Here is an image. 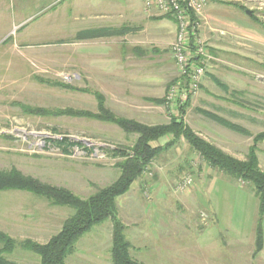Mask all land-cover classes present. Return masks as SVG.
Masks as SVG:
<instances>
[{
    "label": "rangeland",
    "instance_id": "rangeland-1",
    "mask_svg": "<svg viewBox=\"0 0 264 264\" xmlns=\"http://www.w3.org/2000/svg\"><path fill=\"white\" fill-rule=\"evenodd\" d=\"M208 4L239 19L244 30L251 25L249 29L253 28L260 39L253 42L245 35L232 36V42L228 38L223 45L226 50H221L204 32L223 29L222 24L212 17L208 24L201 15L196 32L207 48L206 71L216 67L217 77L210 81L207 95L203 87L205 73L199 89L178 104L179 94L189 85L173 56V42L164 46L151 42L156 20L174 21L176 37L178 27L173 15L146 11L140 0H0V169L16 167L82 198L112 184L120 175V163L134 154L138 133L96 117L54 114L67 110L98 114L97 93L103 95L105 107L115 115L147 126L166 125L178 116L192 129L189 120L195 110L197 124L204 116L212 125L225 127L228 136L233 135L238 142L223 143L231 150L226 151L209 140L213 135H199L201 138L246 160L255 136L264 131V0H208ZM122 25L127 29L121 30ZM101 27L116 30L91 37L98 38L96 43L101 37L111 40L112 50L111 45L105 49L109 57L122 55L121 42L128 56L148 59L152 71L167 69L166 65L155 67L153 59L169 62L167 70L173 71L174 78L166 93L148 97L153 105L142 108L160 110L155 105L165 103L164 116L155 124L132 118L136 114L127 103L119 102L120 96H106L101 87L87 79L88 41L78 38V34L86 28ZM137 38L146 44L134 45L132 40ZM109 89L119 92L111 86ZM172 89L177 95L169 105L167 96ZM184 105L181 113L179 109ZM22 106L45 108L52 114H28ZM230 108L233 112L228 111ZM210 115L242 125L251 134L231 130ZM64 138L74 143H57ZM154 143L161 147L160 153L145 166L128 192L117 198L119 216L133 244L132 256L146 264H264V243L255 254L259 219L255 191L243 180L212 167L183 136L173 139L163 135ZM256 147L259 166L264 170V140ZM186 177L193 181L182 188L180 183ZM74 212L70 206L29 191H0V229L18 241H48ZM261 221L264 233V216ZM111 246L112 222L108 219L82 236L65 264H111ZM6 256L24 264L40 263L39 255L22 247Z\"/></svg>",
    "mask_w": 264,
    "mask_h": 264
},
{
    "label": "trees",
    "instance_id": "trees-1",
    "mask_svg": "<svg viewBox=\"0 0 264 264\" xmlns=\"http://www.w3.org/2000/svg\"><path fill=\"white\" fill-rule=\"evenodd\" d=\"M264 26V23H261ZM116 31L113 27H101L97 29L83 30L78 38H91L103 36ZM119 31V30H118ZM7 40V39H6ZM99 99L98 114L88 111H59L54 114H74L79 116L96 117L108 120L120 125L127 132H137L138 138L134 146V154L120 163V175L110 185L99 188L97 192L88 198H82L72 190L45 183L39 178L24 174L16 167L11 169H0V191L3 190H25L52 200L58 205L70 206L75 212L65 220L61 229L51 236L46 242H39L31 238L20 241L11 237L0 229V264H24L9 259L6 254L13 252L17 247H22L40 256L39 264H65L66 258L75 252L78 241L89 232L95 225L110 220L112 222V248L111 264H146L132 256L133 244L126 235V225L118 213L117 198L124 195L130 189L132 183L142 174L145 166L160 153L161 147L154 141L163 135H171L173 139L183 136L193 150L201 154L212 167L217 168L235 180H243L251 187L259 202V219L256 227V250L259 253L263 248L264 233L262 218L264 216V170L259 166L256 154L257 142L264 140V131L255 136V144L251 145L246 160H240L209 141L201 138L182 119L174 116L172 121L166 125L147 126L133 119L115 115L105 107L103 95L96 94ZM161 102L160 100H158ZM28 114H52L51 111L31 106H22ZM186 105L180 107V112L185 111ZM222 125L231 130L251 134L242 125L231 122L223 117L210 115ZM59 144L74 143L69 138L58 140ZM67 150V148H65ZM246 185V186H247Z\"/></svg>",
    "mask_w": 264,
    "mask_h": 264
},
{
    "label": "crops",
    "instance_id": "crops-1",
    "mask_svg": "<svg viewBox=\"0 0 264 264\" xmlns=\"http://www.w3.org/2000/svg\"><path fill=\"white\" fill-rule=\"evenodd\" d=\"M217 9L218 8L215 7L214 8L209 7L208 4L206 10L202 14V18L204 17L208 21V24L209 21L211 20V17L216 19L222 24L221 26L223 27V29H216V28L212 29L214 32H212L211 34L209 33L210 31L207 33L204 32V36L208 40H212L213 42L218 44V46H220L218 47L219 49L226 50V48L223 47V45L226 43L227 41L226 39L229 38L231 41L233 39L232 36L239 37L245 35L253 42H255L257 38L260 39V37L255 34L253 28L252 30L249 29V27H252L251 25H249V27L246 30H244L242 28L243 25L239 22L240 21L239 19H236L232 16L231 17L226 16L223 13V11ZM154 22L157 24L154 28V32H153L154 37L153 39H151L152 40L151 42H155L163 46L172 43L176 34V23L168 19L156 20ZM120 29L126 30L127 26L122 25L120 26ZM83 30H89V28ZM258 34L261 35L260 32ZM95 39L98 38H87L88 43L86 48L88 51L87 53L88 55L85 61L87 79L93 81L99 87H101V90L106 96L109 94L118 97L120 96L121 98L120 99L118 98L119 102L121 101L122 104L127 103L129 105L128 107L130 108V111H133L136 114L132 118H136L141 122L155 124L157 122V119L162 118L164 116L163 108L166 107L165 103L163 105H155L156 107L161 108L160 110L143 111L142 108H146L149 105L151 106L153 105L152 102L151 103L148 102L147 100L148 97H157V96L162 97L166 93L169 83L174 78L173 71L168 72L167 70L169 62L165 61V63H163L162 59L160 60L153 59L152 61L154 62L151 61V64H155L154 65L155 67L158 65L162 67L166 65L167 69L162 72L152 71V66L149 65L150 64L149 62H147L148 59L146 60L143 58V56L140 57L139 55L132 56L131 54H129L128 56L126 54L127 52H125V49L123 48L124 43H121L119 41L118 42L122 45L121 46L122 49L120 51L122 55H120L118 58L113 59L109 57L108 53L105 50L108 49L110 45L112 50L111 40H109L108 37L105 38L101 37L102 40L96 43V41H94ZM132 41H134V45L146 44V42H144L140 38H137ZM91 48H93L94 50H91ZM217 60H221V59L218 58ZM174 66L175 65H172V68H174ZM215 68L216 67L213 68V66L212 67L210 66V70L208 69V71H206V75L203 79V87H205L204 92L205 93L207 92V95L209 94L208 91H209L210 81L215 80L216 79L215 77H217L218 69ZM109 79H111L110 80L111 83L108 85L107 81ZM109 86L115 88L116 90L118 89L119 92L110 90ZM214 94L221 97V95H219L217 92H214ZM123 97H126V100ZM200 99L203 100V97H200ZM217 107L221 109L222 108L226 109V107L221 105H218ZM193 111L191 112L190 115L191 119L189 120V125L192 127V129L196 133H198V135L201 136L205 135L207 137L208 134L213 135L208 137L210 141L222 147L223 150L231 151L229 148L223 146V143L225 142L232 143V141L238 142V140L235 139L233 135L230 138L228 136L229 133L225 127L223 126L220 127V125H218L217 123H216L217 125H212L211 123L205 121V117L202 116L201 114L200 115L202 116L203 119L200 121L201 122L200 125L197 124L198 117L195 114L196 111L195 110ZM228 111L233 112L231 108L228 109ZM211 129L216 130L217 133L212 131L214 132L212 134V132L210 131ZM219 130L221 131L219 132ZM182 144L183 146L185 145V143ZM173 147L174 150L176 151L177 150L176 146ZM188 148L190 151H192L190 146H188ZM181 167L182 166H179V168Z\"/></svg>",
    "mask_w": 264,
    "mask_h": 264
},
{
    "label": "built area",
    "instance_id": "built-area-1",
    "mask_svg": "<svg viewBox=\"0 0 264 264\" xmlns=\"http://www.w3.org/2000/svg\"><path fill=\"white\" fill-rule=\"evenodd\" d=\"M146 11L157 10L162 14H171L177 21V35L172 43V53L176 64L184 78L188 80L189 88H183L176 100V89L167 96V103L185 102L189 95L199 89L207 69L208 52L202 39L197 34L200 28L201 15L208 0H140ZM66 78L69 75H65ZM177 104V103H176ZM193 179L186 177L180 183L182 188L191 185Z\"/></svg>",
    "mask_w": 264,
    "mask_h": 264
},
{
    "label": "water",
    "instance_id": "water-1",
    "mask_svg": "<svg viewBox=\"0 0 264 264\" xmlns=\"http://www.w3.org/2000/svg\"><path fill=\"white\" fill-rule=\"evenodd\" d=\"M246 12H247L248 14H251V10H250V9H247Z\"/></svg>",
    "mask_w": 264,
    "mask_h": 264
}]
</instances>
